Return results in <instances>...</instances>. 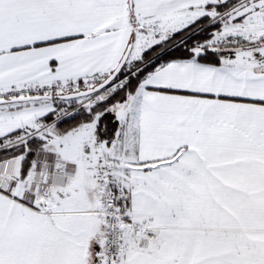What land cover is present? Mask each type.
<instances>
[{
  "label": "snow or ice",
  "instance_id": "1",
  "mask_svg": "<svg viewBox=\"0 0 264 264\" xmlns=\"http://www.w3.org/2000/svg\"><path fill=\"white\" fill-rule=\"evenodd\" d=\"M0 264H264V0H0Z\"/></svg>",
  "mask_w": 264,
  "mask_h": 264
}]
</instances>
